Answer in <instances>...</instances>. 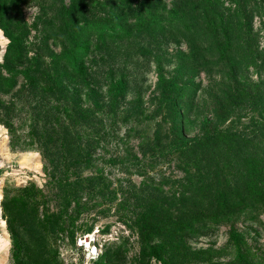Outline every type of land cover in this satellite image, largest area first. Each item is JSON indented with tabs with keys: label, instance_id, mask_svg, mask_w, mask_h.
Masks as SVG:
<instances>
[{
	"label": "rangeland",
	"instance_id": "obj_1",
	"mask_svg": "<svg viewBox=\"0 0 264 264\" xmlns=\"http://www.w3.org/2000/svg\"><path fill=\"white\" fill-rule=\"evenodd\" d=\"M197 2L0 0V264H161L148 256L152 206L178 219L173 197L212 180L221 192L248 172L239 158L264 159V0H218L244 63L237 85L191 23ZM220 131L227 152L202 154L194 141ZM260 197L185 233L169 264H264Z\"/></svg>",
	"mask_w": 264,
	"mask_h": 264
},
{
	"label": "trees",
	"instance_id": "obj_2",
	"mask_svg": "<svg viewBox=\"0 0 264 264\" xmlns=\"http://www.w3.org/2000/svg\"><path fill=\"white\" fill-rule=\"evenodd\" d=\"M175 1L176 3L179 2L182 5L181 7L185 8L188 6L189 0ZM183 8H181V11L184 12L185 9ZM193 8L196 9L198 18L193 19L191 23H194L200 32L213 38L212 49L218 56L219 62L224 65L226 69V77L233 84H239L244 70V63L237 50V38L234 35V23L232 19L226 15V11L229 10L228 7H219L218 0H198ZM151 11L150 16L152 17L158 14L156 10ZM191 23L187 22L185 24L186 30H189ZM135 25L146 26V21L138 20ZM113 27L115 26L108 25L106 30L102 32V35H105L108 31L112 30L113 32L111 33V36L119 37L120 33L117 30L115 31V28ZM172 30H174V28H171V31ZM80 71L83 73V66H81ZM114 87H121L123 90L125 88V83L124 81H119ZM256 89L258 91L256 92V99L258 98L264 101V88H261L260 84H256ZM240 90L248 92L245 88ZM237 91L238 89L235 92L233 87L230 86L231 93L228 94L235 97L236 100L243 99L244 95L239 93L240 91ZM245 92L243 93L246 94ZM261 127V135H264V122L261 124ZM224 134L223 131H220L206 139L205 142H201L199 137L194 141V144H198L202 154H210V150L212 151V154H215V152L216 154H221L222 152L226 153V144L221 142V136ZM214 158H216V156H213L212 159ZM238 165V167L242 166L245 169H248V172L235 175L232 180H221L220 184L224 186V189H221V192L219 189L213 188L215 182L212 180L208 187L197 186L182 193L179 197H173L183 205L181 209L182 215L180 214L178 219L173 218L170 222H164V218L167 215L165 213L166 208L163 205L161 206L158 204L152 206L149 214L150 220L145 222V236L148 240H152L153 237H158L160 241L149 245V258L155 259L161 262V264H169L166 256L167 248L173 250L180 249L181 246L185 245L184 234L197 233L201 227L198 224L202 221L206 219L213 221L219 216H232L249 208L251 205H254L255 201H259V196H261L260 198L263 201L261 204L264 205V159L255 160L254 158H250L247 160L245 157H241L238 159ZM249 166L251 170L249 169ZM216 179H218L217 176ZM21 216L24 219L26 227L31 229V235H39L37 232H40V230L37 231V229H35L34 221L29 222L23 212H21ZM10 227L15 235H18L17 233L19 230H17V226L15 228L14 225L10 224ZM91 230L92 229L88 232ZM27 234L28 233L25 232V235ZM174 235L175 238L173 239L172 237ZM33 237L39 239V243L43 244V237ZM21 238H24L23 232ZM175 240H177V242H174ZM169 243H171V245H168ZM45 252H47V250H44L42 254H45ZM239 255V264H258L247 259L243 254ZM44 264H51L49 258L45 257Z\"/></svg>",
	"mask_w": 264,
	"mask_h": 264
}]
</instances>
